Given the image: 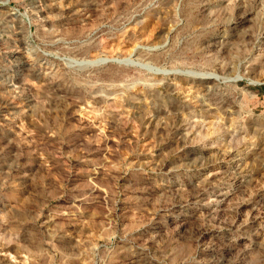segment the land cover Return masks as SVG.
<instances>
[{
	"label": "rangeland",
	"instance_id": "obj_1",
	"mask_svg": "<svg viewBox=\"0 0 264 264\" xmlns=\"http://www.w3.org/2000/svg\"><path fill=\"white\" fill-rule=\"evenodd\" d=\"M0 264H264V0H0Z\"/></svg>",
	"mask_w": 264,
	"mask_h": 264
},
{
	"label": "bare ground",
	"instance_id": "obj_2",
	"mask_svg": "<svg viewBox=\"0 0 264 264\" xmlns=\"http://www.w3.org/2000/svg\"><path fill=\"white\" fill-rule=\"evenodd\" d=\"M87 65V64H86Z\"/></svg>",
	"mask_w": 264,
	"mask_h": 264
}]
</instances>
